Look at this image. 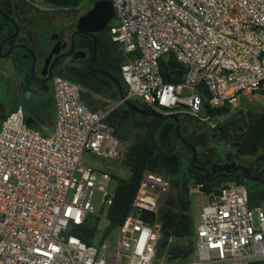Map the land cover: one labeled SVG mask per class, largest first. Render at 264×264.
<instances>
[{
    "label": "built area",
    "instance_id": "built-area-1",
    "mask_svg": "<svg viewBox=\"0 0 264 264\" xmlns=\"http://www.w3.org/2000/svg\"><path fill=\"white\" fill-rule=\"evenodd\" d=\"M110 1L117 21L108 33L121 47L126 85L117 105L137 99L152 112L213 129L207 108H232L264 89V0ZM168 56L186 69L178 83L161 74ZM51 89V135L30 127L21 106L0 123V264H264V210L249 206L244 183L205 193L189 260H157L159 202L170 184L151 171L113 248L106 239L87 245L70 233L88 217L107 219L114 194L110 173L83 155L114 162L124 143L107 121L112 108L89 110L80 87L60 75ZM142 210L153 219H143Z\"/></svg>",
    "mask_w": 264,
    "mask_h": 264
},
{
    "label": "trees",
    "instance_id": "trees-1",
    "mask_svg": "<svg viewBox=\"0 0 264 264\" xmlns=\"http://www.w3.org/2000/svg\"><path fill=\"white\" fill-rule=\"evenodd\" d=\"M49 6L61 11L71 10L78 7L85 0H43ZM97 0H92L94 3ZM110 25L105 28L109 30ZM76 48L84 51H92V39L84 34L76 37ZM96 55L95 64H99L103 70L115 76L122 85L124 94L126 85L119 75V60L114 62V45L106 34H96ZM105 64L102 65V62ZM160 70L166 82L178 83L182 81L185 68L177 63L171 56L161 59ZM69 79V78H68ZM76 78L69 80L75 82ZM96 79V80H95ZM90 88L105 86L113 90V97L119 100V95L115 84L104 76L92 78ZM94 84V85H92ZM98 89V88H97ZM92 91V90H89ZM132 105L143 112H151V109L137 99L130 100ZM227 104L219 108H207V113L212 117H217L229 111ZM236 114H232L229 122L221 124L218 128H213V136L219 139H228L230 130L237 126L238 119ZM247 122L242 130V147L262 149L264 153V109L262 111L247 110L245 112ZM179 122L181 136L194 148L205 144L209 136L185 135L184 129L187 123L198 122L189 116L174 115ZM168 120V119H167ZM161 120L154 117L143 116L139 113L132 115L131 110L124 104L110 113L107 121L114 128V134L123 142H130V146L124 151L126 166L130 169L128 179L117 180L114 189L112 204L108 208L107 224L103 230L99 231L100 218L97 216L88 217L82 224L74 226L70 233L78 236L87 245L104 241L110 232L118 228L131 210V204L143 178L148 172H155L166 178L170 184L169 190L162 196L159 202L158 221L160 223V240L158 242V253L162 254L164 261L189 260L194 252V225L190 213L191 186L202 184L201 191L209 193L217 191V188L228 183H244L248 192V204L250 207L261 206L264 201V186L256 187L254 182L245 180L243 175L238 172L231 177L218 179L210 182L205 178L202 171L196 170L190 164L191 150L187 148L175 134V122ZM184 134V135H183ZM186 150L189 158H182V151ZM257 152V151H256ZM123 153V152H122ZM264 163V157L260 160ZM185 171L187 173H185ZM112 180L115 179L113 173L110 174ZM192 184V185H191ZM145 220H152L153 217L142 216ZM183 241V243H177Z\"/></svg>",
    "mask_w": 264,
    "mask_h": 264
},
{
    "label": "flooded vegetation",
    "instance_id": "flooded-vegetation-1",
    "mask_svg": "<svg viewBox=\"0 0 264 264\" xmlns=\"http://www.w3.org/2000/svg\"><path fill=\"white\" fill-rule=\"evenodd\" d=\"M45 5L43 2L37 0H0V90L2 91L0 97L3 100L0 104V120L5 118L18 104L21 107L23 106L26 118L32 113L33 116L37 117L46 104L54 105L51 80L57 73H62L80 81L82 79L90 81V78L104 76L95 71L107 72L99 64H95V59L93 64L90 65V52L88 50L81 51L76 48V45L71 54L57 60V65L54 66L52 72L48 70V66L46 69L43 68L42 64L38 63V58H36L37 60L34 65V73L31 72L32 58L29 51L36 50L44 38V31L46 35L55 34L60 42H67L68 47L63 49L62 53H68L70 51V36L76 30L79 16L83 14L77 17L71 14L63 15V12L69 13L72 10L61 11L52 6ZM78 35L75 36V41ZM76 50L78 51L76 52ZM83 51L85 52L84 56V53H79ZM101 62L102 65L106 63V61ZM41 80H45V83H42ZM43 88H46V90L44 91ZM258 93L261 94V92H254L251 96ZM35 96H37L38 102L32 99ZM33 106L38 108L35 109ZM170 119L174 122L175 120L178 121V119ZM246 119H248L247 116ZM239 126L240 121H238L234 129L244 127ZM200 148V146L197 149L195 148L197 155L194 164L199 167H206L209 170L208 175H206V172H202L210 182H216L218 179L227 176L231 177L238 172L243 175L240 169H237L235 172L232 169L227 172L224 171V165L235 163L236 167L242 166L248 168L250 170L249 175L257 176L262 181L249 180L243 175L245 180L264 185L263 162L258 161L257 163L254 161L249 165L239 163L238 161H233L231 154H229L228 163L222 165L219 161H216V157L206 155ZM192 155L191 151L190 164ZM216 165H219V167L212 172L211 168Z\"/></svg>",
    "mask_w": 264,
    "mask_h": 264
},
{
    "label": "rangeland",
    "instance_id": "rangeland-1",
    "mask_svg": "<svg viewBox=\"0 0 264 264\" xmlns=\"http://www.w3.org/2000/svg\"><path fill=\"white\" fill-rule=\"evenodd\" d=\"M40 1V0H37ZM45 5V3H44ZM93 5L92 0H85L82 2L78 7L71 9L72 11L69 13L63 12L62 14H71L74 17H77L78 15L84 13L86 10L91 8ZM117 21V16L114 14L113 19L110 21L108 25H113ZM106 26V27H107ZM97 34H107L108 31L105 29ZM114 56L113 60L114 62H121L122 60V51L121 47L119 44L114 45ZM97 66V65H96ZM55 75H60L66 79H70V77L62 74V73H57ZM68 79V80H69ZM74 79V78H73ZM92 79V78H90ZM76 80V79H75ZM96 80V79H95ZM75 83L80 87V98L81 101L86 105V107L89 110H107L112 108L111 113L115 110V108H118L119 105H117L118 101L115 100L113 97V90L109 89L105 86H98L97 88H90L88 84H91L92 82L88 80H76ZM94 85V84H92ZM92 90V91H89ZM0 93L2 91L0 90ZM1 96V95H0ZM35 102H38L37 96L33 97ZM3 102L2 97H0V104ZM35 107L37 109L38 107ZM253 110V111H262L264 109V95L261 94H255L254 96H249V99L245 96H241L236 103V105L232 108L229 109V111L225 114H221L217 117L211 118V121L216 124L215 129L218 128L221 124L225 122H229L232 119V114H236L234 117L235 119H238L240 121V126H245L247 119L245 112L247 110ZM40 110V108H39ZM43 112V111H42ZM41 112V115L43 113ZM38 113V111H37ZM33 114V113H32ZM29 114V115H32ZM40 114V112H39ZM45 123H47V120L44 119ZM172 121L170 118L167 120ZM1 123V121H0ZM180 132V131H179ZM215 131H213L212 128H210L208 125L205 123H198V122H190L187 123V126L184 129V134L189 135L192 134L194 136H202L203 134H206L209 136V139L205 144L200 145V149L202 150L203 153H206L208 156L216 157V161H219L222 165L225 163H228V155L231 154L232 160L233 161H238L239 163H246V164H251L254 162L255 159H261L264 157V153L260 152L262 149H253V148H245L242 147V131L239 128H236L234 130H230V135L228 139H219L216 136H213ZM183 134V135H184ZM233 137V138H232ZM236 143V144H234ZM130 146V142L124 143V148H123V153L120 157L119 160L114 161V162H108L105 161L103 162L100 159L97 158H92L89 154L85 153L83 155V162L86 164H89L91 166H95L98 168H101L103 170L108 171L110 174L113 173L115 176V179L112 180L109 184V189L110 191H114L117 180L120 179H128L130 176V169L129 167L126 166L125 159H124V151ZM240 150V151H239ZM259 150V151H258ZM257 151V152H256ZM239 155H238V154ZM238 155V156H236ZM239 157V158H238ZM182 158L183 159H188L189 154L186 153V150L182 151ZM185 173H187L185 171ZM192 185V184H191ZM256 187H261L264 186L263 184H254ZM190 198H191V208H190V213L193 221V225L197 224L198 221V216L201 211L202 206L206 203L207 196L206 194L197 189L195 185L191 186L190 190ZM261 207L264 210V201L261 202ZM107 224L106 219H102L99 222V231L101 232L105 225ZM70 231V230H68ZM118 228H115L110 232L108 237L106 238V243L109 246V248H113L115 245V241L118 237ZM183 243V241H177V243ZM164 257L162 254L158 253L157 254V260L161 261L164 260Z\"/></svg>",
    "mask_w": 264,
    "mask_h": 264
},
{
    "label": "water",
    "instance_id": "water-1",
    "mask_svg": "<svg viewBox=\"0 0 264 264\" xmlns=\"http://www.w3.org/2000/svg\"><path fill=\"white\" fill-rule=\"evenodd\" d=\"M114 17V8L112 5V2L110 0H97L93 3L91 8H89L86 12H84L82 15L79 16L76 24V30L74 33L71 34L70 36V51L68 53H62V50L68 47L67 42H60V40L57 39V36L55 34L52 35H46V32L44 31V38L42 41L39 43L37 46L36 50H30V56L32 58V65H31V72L34 73V65L36 62V58H38V63L42 64L41 66L46 69L48 66V70L52 72V69H54V66L57 64V60L61 57H65L69 54H71L74 51L75 47V36L78 34H85L88 35L92 39V51H91V60H90V65L93 64V61L95 59L96 55V48H97V42H96V34L102 32L107 24L110 23V21ZM78 50H76L77 52ZM82 51V50H81ZM79 53H84L83 56L85 55V52H79ZM96 73L102 74L108 79H110L116 86L119 99H124L125 94L122 90V85L120 81L113 76L112 74L104 71H95ZM42 83H45V80H41ZM45 91L46 88H43ZM261 94L264 95V89L261 91ZM123 104L131 110L132 115H135L136 113H139L143 116L147 117H154L158 118L161 120H167L169 118H174L173 116H164L155 112H143L139 110L138 108L134 107L132 103L128 100H124ZM179 122L175 120V134L178 137V139L187 147L189 148L193 155L191 159V165L199 170V171H204L208 175L209 170L206 167H199L196 166L194 163L196 161V150L195 148L188 143L183 136H181L179 132ZM219 165H216L215 167L211 168V171L213 172L216 168H218ZM223 169L225 172L229 171L232 169L234 172L237 169H240L243 175L245 176L246 179L249 180H256V181H262L259 177L254 176V175H249L250 170L248 168H244L242 166H237L235 163H230L228 165H224ZM226 175V174H224ZM141 214L144 216L148 217H154V214L152 212L142 210Z\"/></svg>",
    "mask_w": 264,
    "mask_h": 264
},
{
    "label": "crops",
    "instance_id": "crops-1",
    "mask_svg": "<svg viewBox=\"0 0 264 264\" xmlns=\"http://www.w3.org/2000/svg\"><path fill=\"white\" fill-rule=\"evenodd\" d=\"M40 2L45 3L43 0H40ZM47 5L48 4H46L45 6H47ZM107 36L110 38L109 33H108ZM44 102H46V100H44ZM18 106H21V105L18 104L17 106L14 107V109H16ZM22 109H23V106H22ZM42 111H40V114L37 117H35L33 115H29L26 118L25 112H24V109H23L25 121L30 127H32L33 129L37 130L41 134L51 135L53 130H54V125H55V107H54V105H51V104L47 105L46 104L45 106H43V110ZM41 112L43 113V115H41ZM44 119L47 120V123H45V121H43Z\"/></svg>",
    "mask_w": 264,
    "mask_h": 264
}]
</instances>
